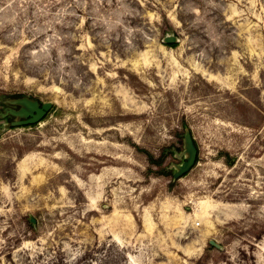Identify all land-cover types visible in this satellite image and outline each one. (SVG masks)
Masks as SVG:
<instances>
[{
	"label": "rangeland",
	"instance_id": "374dc122",
	"mask_svg": "<svg viewBox=\"0 0 264 264\" xmlns=\"http://www.w3.org/2000/svg\"><path fill=\"white\" fill-rule=\"evenodd\" d=\"M23 94L54 105L0 115V264H264V0H0Z\"/></svg>",
	"mask_w": 264,
	"mask_h": 264
},
{
	"label": "water",
	"instance_id": "95a60500",
	"mask_svg": "<svg viewBox=\"0 0 264 264\" xmlns=\"http://www.w3.org/2000/svg\"><path fill=\"white\" fill-rule=\"evenodd\" d=\"M163 40L166 42H176L179 40V37L175 33H168L164 35ZM7 102L9 106H6L3 111H0V115H12L14 118L11 120V124L13 125L39 122L54 105V101L51 99L41 100L38 97L25 94L8 98ZM182 154L185 159L181 163L176 164L175 177L185 173L196 161L197 147L195 145V139L189 129H186L184 133V150ZM210 242L218 245L213 239Z\"/></svg>",
	"mask_w": 264,
	"mask_h": 264
},
{
	"label": "trees",
	"instance_id": "16d2710c",
	"mask_svg": "<svg viewBox=\"0 0 264 264\" xmlns=\"http://www.w3.org/2000/svg\"><path fill=\"white\" fill-rule=\"evenodd\" d=\"M171 44H175L174 42L173 43H171ZM47 115V114H46ZM45 115V116H46ZM45 116L43 117V119L45 118ZM198 160V154H197V157H196V161ZM217 246V244L216 243H212V242H210L209 243V246H208V249L209 248H213V247H216Z\"/></svg>",
	"mask_w": 264,
	"mask_h": 264
},
{
	"label": "flooded vegetation",
	"instance_id": "af4514ba",
	"mask_svg": "<svg viewBox=\"0 0 264 264\" xmlns=\"http://www.w3.org/2000/svg\"><path fill=\"white\" fill-rule=\"evenodd\" d=\"M6 106H9V103H8V102H7V105L4 106V108H5ZM5 117H7V118H8V117H11L12 119L14 118V117H13L12 115H10V114L6 115Z\"/></svg>",
	"mask_w": 264,
	"mask_h": 264
}]
</instances>
